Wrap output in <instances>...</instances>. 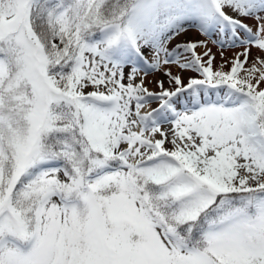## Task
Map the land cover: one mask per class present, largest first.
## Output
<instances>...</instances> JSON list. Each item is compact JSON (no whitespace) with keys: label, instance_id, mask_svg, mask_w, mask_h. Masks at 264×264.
<instances>
[{"label":"snow or ice","instance_id":"obj_1","mask_svg":"<svg viewBox=\"0 0 264 264\" xmlns=\"http://www.w3.org/2000/svg\"><path fill=\"white\" fill-rule=\"evenodd\" d=\"M0 264H264V0H0Z\"/></svg>","mask_w":264,"mask_h":264},{"label":"bare ground","instance_id":"obj_2","mask_svg":"<svg viewBox=\"0 0 264 264\" xmlns=\"http://www.w3.org/2000/svg\"><path fill=\"white\" fill-rule=\"evenodd\" d=\"M197 35H198V33L196 31H191L187 35H182V36L178 37L177 41L179 39L184 40V41L189 40V39H194V38H196ZM201 38H203V37H201ZM231 54H232L231 51H229L228 55L231 56Z\"/></svg>","mask_w":264,"mask_h":264},{"label":"rangeland","instance_id":"obj_3","mask_svg":"<svg viewBox=\"0 0 264 264\" xmlns=\"http://www.w3.org/2000/svg\"><path fill=\"white\" fill-rule=\"evenodd\" d=\"M181 41H184V40L179 39L177 42H181Z\"/></svg>","mask_w":264,"mask_h":264}]
</instances>
